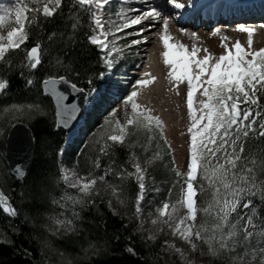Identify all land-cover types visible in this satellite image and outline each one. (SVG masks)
<instances>
[{
	"label": "snow or ice",
	"instance_id": "snow-or-ice-1",
	"mask_svg": "<svg viewBox=\"0 0 264 264\" xmlns=\"http://www.w3.org/2000/svg\"><path fill=\"white\" fill-rule=\"evenodd\" d=\"M112 3L113 0H68L72 29L80 27L81 18L86 17L89 31L85 37L99 50L102 70L89 74L88 83L91 85L93 75L100 78L111 75L118 58L124 55L123 50L148 40L147 30L157 27L154 22L162 21L157 35L163 46L161 55L168 66L169 83L178 94V85L186 82L185 170L176 166L172 145L165 134V121L139 100L141 90L157 79L150 72H142L132 84V90L122 96L123 119L117 115L119 105L112 107L93 133L99 153L111 159L119 145L129 149L127 159L118 164L113 160L102 172L96 171L100 168L99 156L95 157L92 168L84 172L63 163L59 165L57 183L63 182L65 187L52 202L59 203L65 211L47 214L43 227L48 235L39 237L42 255L34 264H74L73 260L66 259L65 250L55 245L51 237L78 235L83 212L97 209L101 202L115 215H123L118 205L130 207L141 221L147 209L151 223L158 230L166 227L173 237L190 246L192 253L210 257L209 264H264V145L254 143L257 138L264 140V47H252L256 28L237 24L234 30L247 34V47L239 39L229 44L228 38L222 35L223 51L216 55L207 47L201 52L196 43L188 46L174 40L169 31L170 19L182 15L181 10L195 7V0H169L173 6L171 17L148 0H121L115 13ZM63 5L64 0L0 3V94L7 92L10 74L18 72L25 88L36 87L51 97L56 127H67L81 109L75 99L66 102L72 92L85 93L82 99H88L87 92H95L94 88L80 87L67 70L64 74L55 70L64 63L59 53L52 56L45 68L42 55L48 49L42 48L40 40L30 47L25 44L29 39L27 25L40 24L41 18H53L62 12ZM179 31L189 30L180 27ZM214 31L221 33L220 28ZM132 33L137 38L124 40ZM55 35L50 33L49 41ZM73 35L74 32L69 33L68 39ZM190 35L197 37L194 31ZM13 57H19L18 63ZM41 69L42 79L38 82L35 73ZM0 108V135L9 126L31 120L46 110L35 99L13 101ZM141 134L145 137L143 142L139 140ZM138 144L142 148L139 153L135 150ZM157 163L164 164L173 177L167 191L171 195L177 189V197L166 198L152 207L151 193L159 192L158 182L152 175ZM9 172L21 181L28 176L24 163L14 164ZM110 174L117 179H107ZM130 181L135 184L132 192ZM45 190V176L39 173L30 186L21 185L20 196L39 199ZM0 210L11 218L20 216L19 209L3 190H0ZM9 228L12 233L20 231L15 223H10ZM148 239L156 237L150 234ZM5 241L12 243L7 232L0 233V242ZM164 244L184 258L186 264H194L175 241L169 244L165 240ZM22 251L25 256L31 255L27 248ZM100 251L101 246L95 242L82 248L88 259ZM50 252L59 259H51Z\"/></svg>",
	"mask_w": 264,
	"mask_h": 264
},
{
	"label": "trees",
	"instance_id": "trees-1",
	"mask_svg": "<svg viewBox=\"0 0 264 264\" xmlns=\"http://www.w3.org/2000/svg\"><path fill=\"white\" fill-rule=\"evenodd\" d=\"M67 4L68 0H64L62 12L54 14L53 18L47 20L41 18L40 24L28 25L29 39L25 44L30 47L33 42L40 40L42 48L48 49L42 55L45 68L48 67V62L52 56L59 53L64 63L55 70L61 74H64L67 70L69 77L78 83L80 87L89 89L100 83V77L96 75L92 76L91 85H89L87 79L89 74L102 70L99 61V50L95 45L90 44L85 37V33L89 31L86 17L81 18L80 27L76 30L72 29L73 20ZM73 32L74 35L69 40L68 34ZM50 33H56L52 41H49ZM13 60L18 63L19 57H13ZM73 69L75 72H79L80 75H75ZM42 71L43 69L35 73L38 82L42 79ZM9 80L10 84L7 92L0 94V106L8 98L17 102L35 99L41 102L44 107H46L47 102L50 108L49 114L43 112L28 120L27 124L22 122L33 131L36 138L35 151L28 168L27 178L23 181L16 180L7 172L5 165L4 169L0 167V190L9 195L10 202L20 211L19 217L11 218L0 210V230L4 233L7 232L12 241V243L0 242V264H34V261H39L42 255L39 237L44 236L42 230L43 213L49 209L51 195L55 192L56 158L63 145L64 133L62 130L56 129L52 117L51 103L49 99L43 96L41 91H38L36 87L31 88V90L25 88L24 81L18 75V72H12ZM262 100H264V96H262ZM4 133L0 137L1 163L4 161L3 149L5 150L6 142H4ZM250 143L253 142L250 141ZM254 143L264 145V140L257 138ZM128 151L127 147L116 146L110 159L109 156L99 153L97 145L91 140L88 144H84L80 151L70 153L68 158L75 162L76 169L79 172H84L88 167L92 168L95 157L99 156V171L102 172L104 166L112 164L113 160L117 164L125 161ZM161 171L159 164H156L152 169V174L158 182L166 185L168 178L164 177L160 173ZM39 173L45 176L46 190L40 194L39 199H22L20 196L21 185L30 186L34 177ZM134 190L135 184L130 181L129 191ZM169 198L173 199L174 197ZM127 208L132 212L130 207ZM83 217L78 235L69 234L59 238L51 237L55 245L65 250L66 259L73 260L74 264H162L156 249L144 245L134 234L127 221L112 214L105 203L101 202L97 209L85 210ZM10 223H15L20 231L12 233L9 228ZM89 242H95L98 246H101L100 253L93 255L90 259L85 258L82 252V248L87 247ZM24 248L30 250V256L23 254L22 249ZM130 248L135 251H129ZM49 256L53 260L58 257V255L51 252Z\"/></svg>",
	"mask_w": 264,
	"mask_h": 264
},
{
	"label": "rangeland",
	"instance_id": "rangeland-1",
	"mask_svg": "<svg viewBox=\"0 0 264 264\" xmlns=\"http://www.w3.org/2000/svg\"><path fill=\"white\" fill-rule=\"evenodd\" d=\"M118 1L117 4L112 3L111 8L113 12L115 13L118 11V9L121 6V0H113V2ZM152 1V0H148ZM155 3H157V6L163 11L164 14H167L170 16V9L172 5L169 3V0H153ZM162 23V21H161ZM28 26V25H27ZM133 28V26H131ZM184 27L187 29H190L191 32H196L197 37L193 38L186 37L183 34L179 35V28ZM236 27L235 24H230L228 26H216L212 29L208 27H193L189 24L185 25H177L175 22L170 19L169 24V31L171 33H177L180 37V42L185 43L188 46H191L192 43H196L200 49L201 52H203V49L207 47L209 51L215 53L216 55H219L223 51V47L220 43L221 36H226L228 38L227 42L229 44L234 43L236 39H239L242 44H244L245 47H247V34L241 33L239 31L234 30ZM220 28L221 33L217 34L215 33V29ZM149 37L152 38V42L147 47L144 53H140L138 50L136 51V48L134 49L135 45L130 46L129 49H124V55L122 57L118 58V63L116 67L113 70V73L111 75H105L102 80L105 81V83L102 85V92H100V86H94L91 88L95 89V92H92V94H96L94 98L95 105L92 106L90 109V112L86 114V118L82 126L78 129V131L74 135L68 136V132L63 131L64 133V140H63V153L60 152L57 155L56 158V178H55V192L51 195V205L49 209L44 211L43 213V220H42V230L44 232V235H48L46 233V230L43 227V224L47 220V214L51 213H58L61 211H65L60 207V204H53L52 200L53 197H59L61 195L62 189L65 187L63 182L57 183V177H58V168L61 163L68 167H77L75 162H72L68 155L72 152H78L83 148L84 144H88L91 140L95 141V137L93 136V133L95 132L97 125L101 124L104 120L105 115L107 114V111L110 110L112 107H117V115L123 119V105H122V96L126 94L127 92L132 90V84H134L132 81L135 78V76H138L140 78V74L145 71H149L150 67L152 65L160 67V81L159 83L152 88L151 92V98L149 100L144 101L145 92H148L149 86L147 88H144L141 90L139 94V100L143 103H146L148 106H150L155 114H159L163 120L165 121V134L167 135L169 143L172 145V155L176 157V166L179 167L182 171L184 169L185 164V156H186V143L187 140V133L185 131L186 124L188 123L187 120V108H186V86L180 87L182 90L177 94V91L175 92L174 89L171 88V85L169 83V78L167 75V66L163 63V57L161 55L163 46L162 43L159 40V37L157 33L160 31V27L158 25V28L150 29ZM140 34V33H139ZM138 34V35H139ZM137 38V34L132 33L131 35L124 37V40H130ZM108 39H111V34L109 35ZM195 41H194V40ZM253 48H259L264 47V33H253ZM115 56V53L113 54ZM124 73L127 74V80L122 84V78L124 77ZM186 83V82H185ZM123 85V87H121ZM90 89V88H89ZM108 91V92H107ZM42 93V92H41ZM89 93V92H88ZM118 94V95H117ZM117 99H114L113 96ZM47 98V97H46ZM49 99V98H47ZM114 100H117V102H114ZM151 100V101H150ZM12 99H6L2 104H9L13 102ZM119 101V102H118ZM17 102V101H15ZM49 102L52 106V117L54 121V107L52 105L51 100L49 99ZM2 110V108H0ZM45 112L50 111V108L48 106V103L46 102ZM0 110V111H1ZM27 124L28 121H25ZM11 128V127H10ZM9 128V129H10ZM9 129L7 131H9ZM4 133V142L6 141L7 133ZM2 135H0L1 137ZM145 139L144 135L141 134L139 137V140L143 142ZM96 145V144H95ZM119 146V145H118ZM157 145L154 143L153 147L155 148ZM138 153L142 152V148L138 144L136 149ZM161 151L163 152L164 149L161 148ZM3 157L4 161L1 163L0 161V167L5 168L6 166L7 172L11 175L9 172V166L8 162L5 158V150L3 149ZM159 164V168L162 169L160 173L164 177H167V184H162L158 182L156 179L157 187H159V192L151 193V195L154 197L152 201V207L155 206L158 202L164 200V198H169L173 196V200L177 197V189H173V192L171 195L168 193L167 188L170 186V181L173 179V177L169 174L168 169L164 166V164ZM91 167H88L85 169L86 171L90 169ZM99 169H96L97 172H100ZM153 175V174H152ZM13 176V175H11ZM14 177V176H13ZM109 180H115L116 178L113 177L111 174L107 177ZM165 187H164V186ZM69 191H73L72 189H68ZM164 195V198H163ZM97 199H100L97 197ZM106 199V197H105ZM106 204V203H105ZM107 207V205H106ZM118 211L121 212L123 215H115L122 219H125L127 221V224L132 227L134 234L149 248L156 249V253L158 255V258L160 259L162 264H186V260L182 258L178 253H175L174 250H172L168 245L164 244V241H169V244H171L173 241L176 242V245L178 247H181L185 253H188L187 259H190L194 261V264H200L201 261H204V264H209L210 257L208 256H200L199 252L192 253L190 251V246H188L186 243L179 241L178 238L173 237L170 234V230H168L166 227L161 231L158 230L157 225H153L151 223V217L148 216L147 209H145L143 214V220L141 221L136 216L128 210L127 207L124 206H117ZM108 209V207H107ZM109 210V209H108ZM110 211V210H109ZM183 211V209L181 210ZM111 212V211H110ZM113 214V212H111ZM70 214V210L68 212ZM80 221V225H81ZM0 233H4L0 230ZM154 235L156 237L155 240L148 239L149 235ZM55 237V236H52ZM59 259V257L54 258V260Z\"/></svg>",
	"mask_w": 264,
	"mask_h": 264
},
{
	"label": "bare ground",
	"instance_id": "bare-ground-1",
	"mask_svg": "<svg viewBox=\"0 0 264 264\" xmlns=\"http://www.w3.org/2000/svg\"><path fill=\"white\" fill-rule=\"evenodd\" d=\"M150 3H155L153 0L152 1H149ZM113 3H115V4H117L118 3V1H116V2H113ZM207 4V3H209V4H211V3H213L214 5H213V12H216V14H217V19L216 20H220L222 23H224L223 24V26H228L227 24H234V22L232 21V20H228V21H222L223 19V17H222V15L220 14L221 12H224L225 10L224 9H222L221 7L224 5V2L222 1V0H195V5L197 4H199V7H200V4L202 5V4ZM156 5H157V3H155ZM228 4V3H227ZM228 6H230V4L228 5ZM251 7H250V11H254V10H256V9H259L260 7H262L263 5L262 4H259V3H257V4H253V5H250ZM249 10H247V8H241V9H230L229 10V12H227L228 13V18H229V16H231L229 19H234V15L236 14L237 16H239V17H243L245 14V12L246 11H248V12H250ZM194 12V10L193 9H191L190 11H189V14H192ZM226 12V11H225ZM236 12V13H235ZM235 13V14H234ZM262 15V18H264V13H262L261 14ZM260 14H258L257 16L256 15H250V16H254V18H259L260 16H261ZM259 16V17H258ZM261 18V17H260ZM248 20H251V18L250 19H248ZM174 22V21H173ZM154 23H156L157 24V27H155V29H157L158 28V25L159 24H161V21H159V22H154ZM175 23L177 24V25H181L182 26V24H179V23H177L176 21H175ZM221 23V24H222ZM202 24V23H201ZM221 24H219V25H221ZM190 25V24H189ZM199 27L201 26V25H198ZM214 26L215 25H212L211 27H210V29H212V28H214ZM216 26H218V25H216ZM135 27H138V26H133V28H135ZM189 31L188 32H185V33H181L180 31H179V35H181V34H183L184 36H186V37H191V35H190V33H191V31H190V29H188ZM148 31V33L151 31L150 29L149 30H147ZM171 33V32H170ZM145 33H140L139 35L140 36H142V35H144ZM172 34V37H173V39L174 40H177V41H180L179 39H180V37L181 36H179L177 33H171ZM194 40V39H193ZM195 41V40H194ZM151 42H152V38H148V40H146V41H141L140 43H138V44H136L135 46H134V49L136 48V51L138 50L140 53H144L145 52V50L147 49V47H149V45L151 44ZM163 51V50H162ZM168 67V66H167ZM150 70L148 71V72H150L152 75H154V76H156V80L151 84V85H149V90H148V92H145V97H144V101H146V100H149L150 98H151V92L150 91H152V88L154 87V86H156L158 83H159V79H160V73H161V71H160V67H157V66H154V65H152L150 68H149ZM167 70H168V68H167ZM124 75V77L122 78V84L125 82V80H127L128 78L126 77L127 76V74L126 73H124L123 74ZM138 78V76H135V78L133 79V83H134V81H135V79H137ZM161 79H162V77H161ZM161 82V81H160ZM182 84H183V87L184 86H186V83L185 82H183V83H181V84H179L178 85V89H179V92H181V88L180 87H182ZM121 87H123V85L121 86ZM175 90V92H176V89H174ZM95 95L96 94H92V92H89L88 93V99H87V101H86V104H85V106H84V109H83V115H82V117H81V119L77 122V124L69 131V133H68V136H70V135H74L77 131H78V129L82 126V124L84 123V121H85V118H86V114L88 113V112H90V108L92 107V106H94L95 105V103H94V98H95ZM118 95V94H117ZM117 95H116V97H114V99H117ZM151 101V100H150ZM114 102H117V100H114ZM119 102V101H118Z\"/></svg>",
	"mask_w": 264,
	"mask_h": 264
},
{
	"label": "water",
	"instance_id": "water-1",
	"mask_svg": "<svg viewBox=\"0 0 264 264\" xmlns=\"http://www.w3.org/2000/svg\"><path fill=\"white\" fill-rule=\"evenodd\" d=\"M86 94L88 96V92ZM83 95H85V93L78 94V93L72 92L68 101L66 102H71L73 99H75L76 101L80 102L81 109L77 113L76 117L68 124L67 127L60 126V127H56V129L58 130L60 129L65 132H68L80 120L83 114L84 106L87 101V99H82ZM43 96L51 99V97L47 94H43ZM52 104L54 107L53 101H52ZM54 111H55V108H54ZM33 137H35L33 131L25 123H15L14 127L11 126V128L8 131L6 142H5V158L8 162L9 168L14 166V164L16 163H24L25 167L27 169L29 168L32 162V159H33L35 146H36V138L35 140H33Z\"/></svg>",
	"mask_w": 264,
	"mask_h": 264
}]
</instances>
